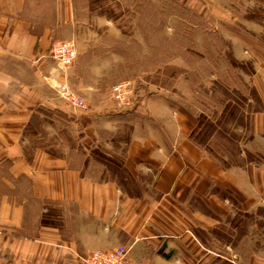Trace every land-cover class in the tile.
<instances>
[{"label":"crops","instance_id":"0c3cea01","mask_svg":"<svg viewBox=\"0 0 264 264\" xmlns=\"http://www.w3.org/2000/svg\"><path fill=\"white\" fill-rule=\"evenodd\" d=\"M81 4L86 1L0 0V264H84L86 254L118 245L129 249L125 264H213V255L223 256L196 234L197 225L206 231L212 220L195 202L230 214L229 201L213 191L218 186L254 211L264 202V163L223 167L190 139L194 114L163 96L132 113L152 123L130 130L122 159L134 180L152 175L155 196L128 193L103 176L91 158L103 125L90 110L66 104L45 79L50 72L61 79V72L49 59L37 60L57 39V27L73 25ZM226 20L222 43L252 64L253 150L264 151V29L249 26L254 34H243ZM82 76L75 75L79 84ZM112 111L111 133L116 123L130 122L129 111ZM45 119L80 124L83 134L71 145L61 135L45 140L38 137ZM251 231L236 243L237 264H264V228Z\"/></svg>","mask_w":264,"mask_h":264},{"label":"rangeland","instance_id":"374dc122","mask_svg":"<svg viewBox=\"0 0 264 264\" xmlns=\"http://www.w3.org/2000/svg\"><path fill=\"white\" fill-rule=\"evenodd\" d=\"M84 1L82 9L75 10L73 25L57 27L53 38L70 39L76 45L77 57L69 67L71 73L66 71L67 80L84 99L86 109H74L90 110L92 120L103 125L102 139L93 149L103 154L110 167L111 160L122 163L130 130L143 131L146 124L152 123L148 115L138 116L130 122L116 123L111 133L108 127L113 125L112 110L122 109L110 90L121 83L128 85L130 99L135 102L131 109H123L130 113H135L142 101L165 96L171 106L182 104L194 114L196 126L200 115L214 122L229 105L232 120L217 129L207 144L208 150L203 149L221 165L249 164L245 152L255 148L251 114L258 107L249 90L253 68L250 59L234 57V50L229 43H222L219 32L221 19L238 24L243 34L253 35L255 26L264 29V0ZM230 31H235V27H230ZM80 72L81 84L75 78ZM38 129L42 133L38 137L47 140L61 135L68 145L83 134L80 124L52 119H45ZM250 163H264V159ZM103 170V176L111 178L108 168L103 166ZM117 178L131 194L155 196L149 173L134 181L124 173ZM213 191L227 199L233 210L220 216L209 211L203 202H195L194 208L212 220L209 230L197 225L195 232L223 256L213 255V264H237L240 252L236 243L244 235H252V229L264 228V202L254 211L245 210L229 191L218 186Z\"/></svg>","mask_w":264,"mask_h":264},{"label":"built area","instance_id":"2783aa9c","mask_svg":"<svg viewBox=\"0 0 264 264\" xmlns=\"http://www.w3.org/2000/svg\"><path fill=\"white\" fill-rule=\"evenodd\" d=\"M77 57V49L73 40L53 39L48 50L40 54L37 60L49 59L54 70L61 72V79L50 72L46 77L47 83L57 95L69 106L76 109H86L84 99L77 95L67 80V69L72 66ZM114 101L122 109H131L135 102L130 99V89L126 83L116 84L110 90ZM128 251L124 245H118L107 250H95L82 257L84 264H125Z\"/></svg>","mask_w":264,"mask_h":264},{"label":"trees","instance_id":"16d2710c","mask_svg":"<svg viewBox=\"0 0 264 264\" xmlns=\"http://www.w3.org/2000/svg\"><path fill=\"white\" fill-rule=\"evenodd\" d=\"M143 7H144V5H143ZM157 41L160 42L161 39H159ZM249 90L251 91L250 95H251L252 99L254 100L255 99L254 91L252 89H249ZM245 100H248V98L245 99ZM126 114H128V113H126ZM128 115H129L128 117H130V119L138 117L136 114H132V113H129ZM231 115H232V113L230 111V106L229 105H227L225 107V109L221 112V114L217 118H215L214 122L212 120L207 119V117L205 115H200L195 128L190 133V136H189L190 139L195 144H197L198 146L208 150L207 144L210 141L211 137L213 136L215 131H217V129H220V127L221 128L224 127V125L228 124L232 120L233 117ZM220 133L222 135L223 132H220ZM125 139L128 142L129 136L127 138H125ZM91 158L93 160H95L97 163H99L100 165H102L104 167H107L109 172H111L112 177H114L115 179H116V177H118V175H121L122 173H124L127 178H129L130 180L134 181L133 177L127 171V169L123 166L122 163H120V164L119 163H115V162H113L111 160V167H110L108 162L106 163L104 161L105 157L103 156V154H101V152L98 151L97 149H93L91 151ZM245 158H246L245 161L247 163L259 162V161L264 159V151L255 150V151L251 152V151L247 150L245 152ZM107 161H109V159H107ZM114 164H116V165H114ZM243 164L244 163L242 162V164H238V165H243ZM233 165H235V164H233ZM223 166L224 167H229L230 165L229 164H225ZM116 180L120 182V180L118 178ZM121 184L123 185L122 182H121ZM126 191L128 193H130L128 190H126Z\"/></svg>","mask_w":264,"mask_h":264}]
</instances>
